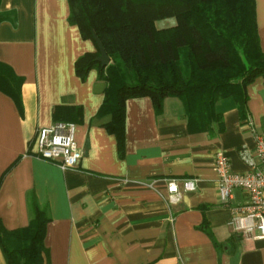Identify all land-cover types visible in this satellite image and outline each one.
<instances>
[{"label": "crops", "instance_id": "1", "mask_svg": "<svg viewBox=\"0 0 264 264\" xmlns=\"http://www.w3.org/2000/svg\"><path fill=\"white\" fill-rule=\"evenodd\" d=\"M256 24L264 51V0ZM0 63L22 80L20 113L0 92V225L7 231L30 220L28 199L43 209L38 231L41 264H264V241L229 225L246 195L234 190L219 200L213 160L225 155L231 170L247 171L241 154H252L254 134L264 135V83L245 88L242 119L231 99L221 101L223 131L212 137L189 132L181 103L163 102L156 115L149 98L129 99L124 145L94 119L103 100L94 92L97 72L84 81L75 61L97 48L68 21L67 0H1ZM261 16V17H260ZM104 89V88H103ZM80 108L74 140L82 158L63 170L32 154L37 130L53 123L54 107ZM78 119V121H77ZM175 182L177 202L167 185ZM192 181L193 191L184 183ZM0 264H6L0 249Z\"/></svg>", "mask_w": 264, "mask_h": 264}, {"label": "trees", "instance_id": "2", "mask_svg": "<svg viewBox=\"0 0 264 264\" xmlns=\"http://www.w3.org/2000/svg\"><path fill=\"white\" fill-rule=\"evenodd\" d=\"M1 2V0H0ZM71 26L81 39L100 42L110 63L102 68L99 51L74 63L84 81L91 70L104 85L95 121L115 137L123 154L124 112L129 99L149 98L160 115L167 98L177 99L189 132L214 137L223 131L216 106L231 99L243 119L245 88L264 83V51L259 42L254 0H67ZM7 16L0 12V23ZM174 19V25L156 23ZM22 80L0 63V92L22 112ZM80 108H53V123H74ZM78 121V119H77ZM26 227L7 231L0 225V249L6 264H41L44 248L38 231L43 214L32 197Z\"/></svg>", "mask_w": 264, "mask_h": 264}, {"label": "built area", "instance_id": "3", "mask_svg": "<svg viewBox=\"0 0 264 264\" xmlns=\"http://www.w3.org/2000/svg\"><path fill=\"white\" fill-rule=\"evenodd\" d=\"M75 125L57 122L40 128L36 135L34 157L55 164L63 170L74 169L83 154L74 140ZM252 154H241V159L247 164V171L236 173L231 170L228 158L217 154L213 160V170L217 175L219 200L227 205L234 190L245 193L243 205L232 209L229 225L233 231L246 238L264 241V135L254 134ZM194 183L186 181L185 191H193ZM169 201L175 203L179 193L175 182L167 185Z\"/></svg>", "mask_w": 264, "mask_h": 264}, {"label": "water", "instance_id": "4", "mask_svg": "<svg viewBox=\"0 0 264 264\" xmlns=\"http://www.w3.org/2000/svg\"><path fill=\"white\" fill-rule=\"evenodd\" d=\"M93 38L95 41V45L97 50L99 51V56L96 58V61L100 64L102 68L106 67L110 63L109 57L104 52L100 42L96 38V36L93 34ZM104 88V85L102 83L95 84L94 86V92L95 93H101Z\"/></svg>", "mask_w": 264, "mask_h": 264}, {"label": "rangeland", "instance_id": "5", "mask_svg": "<svg viewBox=\"0 0 264 264\" xmlns=\"http://www.w3.org/2000/svg\"><path fill=\"white\" fill-rule=\"evenodd\" d=\"M255 5H256V1H255ZM174 23H175L174 19H168V20H164V21H160V22L156 23V26H157V28H166V27L174 25Z\"/></svg>", "mask_w": 264, "mask_h": 264}]
</instances>
